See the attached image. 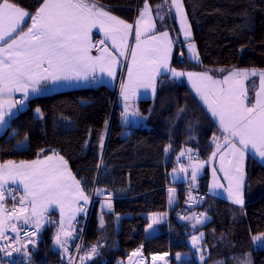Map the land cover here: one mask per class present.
<instances>
[{
    "label": "trees",
    "instance_id": "obj_1",
    "mask_svg": "<svg viewBox=\"0 0 264 264\" xmlns=\"http://www.w3.org/2000/svg\"><path fill=\"white\" fill-rule=\"evenodd\" d=\"M10 2L34 14L43 0ZM96 2L133 24L146 0ZM163 2L147 0L159 30L168 27L176 39L177 67L191 71H264V0H183L199 62L187 59L185 42H181L169 7L165 6V17L158 16V6L163 8ZM117 95V89L101 85L31 99L25 110L11 118L9 128L0 137V164L31 161L57 152L69 162L89 196L95 188L98 193H113V213L100 214L101 201L92 205L81 254L85 263L80 259L79 264L125 263L139 247L147 264L154 254H169V264H264V213L244 211L212 197L187 211L206 212L211 217L202 229L193 230L175 216L183 204L180 196V204L168 223L161 225L160 234L147 236V215L168 210L166 190L171 185L170 174L176 169L179 153L190 148L199 159H207L213 152L212 140L219 128L187 84L164 80L153 102L139 103L147 117L145 127L133 129L125 138L127 128L121 122ZM256 171L258 181L254 182L252 174ZM248 175L245 199L254 203L264 195V168L253 164ZM208 183L206 173L199 188L206 191ZM14 203L10 206L14 207ZM85 220L81 218L79 224ZM55 228L56 224L51 223L42 233L40 250L31 255L34 264H63L65 255L52 247ZM201 232L203 261L189 243L193 235ZM257 236L260 239H253ZM93 246L97 253L89 260L85 256ZM181 254L190 258H176Z\"/></svg>",
    "mask_w": 264,
    "mask_h": 264
},
{
    "label": "snow or ice",
    "instance_id": "obj_2",
    "mask_svg": "<svg viewBox=\"0 0 264 264\" xmlns=\"http://www.w3.org/2000/svg\"><path fill=\"white\" fill-rule=\"evenodd\" d=\"M171 3L180 18L181 29L187 39L191 35L190 25L187 23L182 0H171ZM26 18L31 20V26L24 31L22 25L25 24ZM97 27L105 33L106 38L112 40L113 45L119 49V55L123 56L127 51L128 37L132 35L134 25L113 16L96 0H43L34 14L11 3L10 0H0V125L5 123V115L10 114L14 106L12 102L3 99L6 94L11 96L13 92H23V100H27L28 90L40 92L38 86L42 81L56 84L61 81L87 80L89 76L95 78L93 74L97 68L110 77L115 75L114 66L118 61L107 47L100 50L101 55H91L94 45L91 43L90 33ZM154 28L146 0L139 18L135 21V47L130 52L132 66L127 69L128 83L121 84V94L127 99L130 91L134 94L135 89L141 86L150 87L154 91L155 77L160 74L162 68L171 71L173 76L187 75L189 79L197 77L205 89L211 88V98L207 91H201L200 88H197V91L208 104L212 115L219 118L221 128L226 133L223 139L227 150L220 155L221 171L228 181L226 191L229 198L242 205V164L245 153L251 147L264 160V71L257 73L255 70H233L223 80H213L207 72L186 74L169 69L168 62L172 51L169 33L165 31L159 35H151L145 40L141 39ZM117 40L120 41L119 45L116 44ZM99 43L103 44L104 41ZM189 49L195 52L194 45L189 44ZM249 75H259V87L258 90L254 89L251 106L248 90L243 82ZM35 111L41 114L39 108ZM124 115L127 116L128 112ZM132 115L139 116L140 113L133 112ZM217 139L213 137L214 141ZM221 147L219 143L216 144L217 150ZM215 156L216 152H213L211 158ZM189 159L192 157L189 156ZM215 171L213 169L214 177ZM192 178H196L195 171ZM9 180L22 183L25 192V196L20 199L19 213L14 208L9 215L19 218L29 210L30 205L37 228L40 226L43 212L49 206L59 205L62 215L67 208L72 213L69 218L74 219L75 212L84 209H74L73 206L79 201H88L80 181L72 176L63 157H58L55 161L53 156H46L42 160L21 161L19 164L14 161L0 164V200L4 198V185ZM215 186L223 187L219 183ZM26 199L28 204L25 203ZM2 207L3 205H0V208ZM111 207L109 203L108 208ZM23 218L25 223L30 222L28 216ZM5 223L6 221L0 218V238L3 237ZM100 225L103 227L102 218ZM12 230L16 231L15 225ZM198 240V237H193L194 244H197ZM56 243L64 247L59 235L56 237ZM96 253L97 247L93 246L86 255Z\"/></svg>",
    "mask_w": 264,
    "mask_h": 264
},
{
    "label": "crops",
    "instance_id": "obj_3",
    "mask_svg": "<svg viewBox=\"0 0 264 264\" xmlns=\"http://www.w3.org/2000/svg\"><path fill=\"white\" fill-rule=\"evenodd\" d=\"M12 3V2H11ZM165 6L169 7V10L172 14V16L175 18L176 22H177V17L175 15V10H173L172 5H170L169 0H164L163 2V8L162 10L164 11ZM144 8V7H143ZM143 8L141 9V11L143 10ZM150 8V14L152 17V23L155 25V28L151 31L146 33L144 36L141 37L142 40L147 39L149 36L151 35H159L162 32L167 31L169 33V38L172 40V51H171V55H170V60L168 62V68L169 69H175L177 72H183V73H205L207 72L209 76L212 77L213 80H223L224 77L226 75H228V73L230 71L233 70H249L252 71L254 69H233L227 72H221V71H211V70H204V71H191V70H186L183 68H179L176 66V64L174 63L176 54H177V42L176 39L174 38L171 30L168 27H164L161 28V30H159L158 25H157V21H156V17L153 14L152 8L149 6ZM25 10V9H24ZM27 11V10H26ZM107 11V10H106ZM140 11V12H141ZM28 12V11H27ZM140 12L138 14V18L140 15ZM112 14V13H111ZM113 15V14H112ZM115 16V15H113ZM117 17V16H116ZM119 18V17H117ZM137 18V19H138ZM121 20H124L122 18H119ZM30 19L26 18L25 24L22 25L25 26L27 24V22ZM126 21V20H124ZM127 23H130L128 21H126ZM132 24V23H131ZM178 25V22H177ZM29 27L31 26V21L28 25ZM25 31V30H24ZM180 34V33H179ZM15 35V34H14ZM90 38H91V43L94 45L95 43V39L96 38H100L102 40H104L105 42V47H108L111 50V39L106 38L105 33L99 28H93L91 33H90ZM181 38V36H180ZM181 42H183V38H181ZM188 42H192V39L189 40ZM186 43V42H185ZM111 45V46H110ZM179 46V43H178ZM94 47V46H93ZM93 47L91 49V55L92 56H99L101 55V51L99 53H95L93 51ZM104 47V48H105ZM103 49V48H102ZM186 50V49H185ZM131 51V49H130ZM186 53V57L189 61H191L189 59V55L187 54V51H185ZM116 56V55H115ZM116 58L118 59V57L116 56ZM195 59V61L193 60V62H199V54L196 55L194 54L193 59ZM198 58V59H197ZM119 61V59L117 60ZM120 63V62H119ZM123 65L126 66L123 70H121V63L120 66L119 64H116L114 66V76H108L106 72H100L99 68L96 69V72L93 74L95 78H93V76H89V78L87 80H74L71 82H66V81H61L58 82L56 84L51 83L50 81H42L41 84L38 86L41 91L38 93H34L32 92L31 89L28 90V99L27 100H23V96L24 93L23 92H13L11 94V96H8L7 94L3 97V99L5 101H10L14 104V106L11 108L10 110V114L5 115L4 120L5 123L0 125V137L6 132V130L9 128L10 125V120L12 117H14L15 115H17L18 113H20L21 111L25 110L28 106V102L31 99L40 97V96H45V95H50L53 93H57V92H72V91H78V90H84V89H88L91 87H98L101 85H105L111 89H113L114 87L118 90V106L120 108V113H121V122L122 124L127 128V130H125L124 132V137H128L133 129H137V128H141V127H145V125L147 124V117L144 116L139 108V103L142 101H151L153 102L158 94V88L161 85V83H163L164 80H169V81H178L181 83H185L187 84V86L189 87V89L191 90V92L193 93V95L196 97V99L201 103V105L203 106V108L205 109V111L208 113V115L211 117V119L216 123V125L219 128V131L214 135V137H217V140H212L213 143V152H216V156L214 158L212 157V153L211 155L207 158V159H199L197 157L196 152H194L192 149L190 148H184L183 150H181V152L178 155V158H181L183 160H185L186 165H187V171L185 173H181L179 172L177 169H175L176 171H178V173L184 174L185 175V179L182 182H178V185L181 184H188L192 187H197L199 188L201 185V179L202 177L208 173L209 174V183L207 185V190L210 194V196L214 199L217 200H221L226 202L227 204L235 207V208H240L242 209V207L246 210V209H250L252 211H256V212H260V213H264V195L259 198L258 200H256L254 203H247L246 199H245V192H246V186L248 184V179H249V175H248V168L249 166H252L253 164H259L264 168V160H262L260 158V156L258 155V153L256 152V150L252 149L251 147H249V149L246 151L244 159H243V171H244V179H243V187H242V192H243V201L244 203L242 205L240 204H236L234 203V201L229 198L228 192L226 191L227 187H228V181L227 179L224 178V172L221 171V162H220V155L222 153H224L227 150V145L225 144V141L223 139V137L226 135V133L223 132L220 122H219V118L215 117L212 115L211 111L209 110L208 104H206L204 102V100L201 98L200 93L197 91V88H200L201 91H207L209 94V97L211 98L212 95V90L211 88L205 89L204 84L197 78V77H193L192 79H189V77L187 75H183V76H173L171 71H168L167 69L162 68L160 70V74L158 76L155 77V90L153 91L152 88L150 87H137L135 89V93L133 94L131 91L128 94L127 99H125V97L121 94L122 93V89H121V84L122 83H128V75H127V69L129 67L132 66V63L129 64V62H127L125 64V62H123ZM116 71V72H115ZM119 71V73H118ZM257 73L261 72V70H255ZM118 74V76H117ZM244 85L248 90V97H249V106L250 102L254 100V89L258 90L259 87V75L257 76H251L249 75L247 77V79H244ZM194 83H195V87H194ZM119 85V87H118ZM7 105H5L6 107ZM128 112V115L125 116L124 113ZM133 112H139L140 115L139 116H134L132 115ZM219 143L220 145H222V147L217 150L216 148V144ZM181 153H184V155H181ZM46 156H53L54 161L55 159H57L58 157H63L62 155H60L57 152H53L49 155H45L42 157H39L37 159H44ZM189 156L192 157V159H189ZM34 159V160H37ZM64 161L67 162V167L68 170L71 172L72 176L75 177L74 173L72 172L69 162L63 157ZM227 159V157H226ZM33 161V160H31ZM8 162V161H7ZM7 162L1 163V164H5ZM16 164H19L21 161H14ZM205 162L207 164H205ZM201 165L202 166V171L201 174L199 175V179H198V183L194 186L190 183V179L192 177V168L194 165ZM200 169V168H199ZM213 169H215V177L213 176ZM173 170V171H175ZM172 173V172H171ZM76 180H78L75 177ZM252 179L254 180V182H257L258 180V172H253L252 174ZM79 181V180H78ZM171 182V180H170ZM219 183L220 185H223V187H216L215 185ZM176 184V185H177ZM82 186V185H81ZM174 186V185H172ZM4 187H14L17 188L21 191L22 193V197L25 196V192H24V188H23V184L19 183L18 181H13V180H9ZM83 189V187H82ZM84 193L89 197V195L87 194V192H85V190L83 189ZM19 198L15 203H14V208L16 209V211L18 210V207L20 206V199ZM181 200V199H180ZM80 202L83 201H79L78 204H76L79 208L82 206V204ZM25 203L28 204L27 199L25 200ZM0 205H3L2 208H0V218L4 219L6 221L5 225H4V229H3V236L12 230V226L15 225L16 229L22 228L23 226H30V225H34L32 224L35 221V217H29L30 218V222L29 223H25L24 222V216H19V218L16 216V221L13 220L11 217L14 218V216L9 215L10 213V205L7 204V201L3 198L2 200H0ZM263 205V206H262ZM111 209L108 208L107 211L104 212H100L101 213H108L111 214L114 212V205L113 202L111 203ZM108 207V206H107ZM13 208V209H14ZM50 208H53L50 210ZM192 208V206H188L187 205V211L190 210ZM66 210V209H65ZM244 210V211H245ZM174 211V210H173ZM31 213V207L29 205V211ZM189 212V211H188ZM201 212V211H199ZM173 213L172 210L170 209L169 205H168V210L165 213V223L167 224V215ZM205 213L206 212H202ZM43 214L45 215V218L49 219V221H46V225L44 227V229L42 231H40L41 233L44 232V230L48 227V225H50L51 223H59L60 227H57L54 229L53 231V235H52V247L56 250L59 251L63 256L67 253V247L69 244V236L70 235H66V233H74L76 232L79 227L80 224H77V228L75 231H71L70 229H66L64 228V224L66 223L65 220L63 219V215L61 214V211L59 209V205H52L49 206V208L43 212ZM189 214V213H188ZM187 214V215H188ZM27 216V215H25ZM175 216H177L176 212H175ZM178 217V216H177ZM187 217V216H186ZM102 218V215H100V220ZM181 221L188 223L190 225V228L193 230H196L192 227L190 221L188 219H185V216L178 217ZM12 219V221H11ZM52 220V221H50ZM206 226V225H205ZM203 226V227H205ZM198 228L199 229H202ZM36 228V227H35ZM64 228V232L60 234V229ZM160 228H158L157 233H155L152 237L149 238H153L157 235L160 234ZM203 233V232H201ZM200 234V233H198ZM57 235H59V238L61 240V242L64 244V247H61L59 244L56 243V237ZM204 236V233H203ZM204 239V238H203ZM202 239V240H203ZM1 240V238H0ZM191 238L189 239L190 242ZM260 241V240H259ZM3 258V254H1L0 252V264H1V260ZM82 263H85V260H82ZM120 264V263H119Z\"/></svg>",
    "mask_w": 264,
    "mask_h": 264
},
{
    "label": "built area",
    "instance_id": "obj_4",
    "mask_svg": "<svg viewBox=\"0 0 264 264\" xmlns=\"http://www.w3.org/2000/svg\"><path fill=\"white\" fill-rule=\"evenodd\" d=\"M101 40L102 39L100 38L95 39L93 47V51L95 53H99L100 50H102V48H104L106 45L105 42L103 44L99 43ZM176 169L181 173H185L187 171L185 160L179 158L176 163ZM181 169H183V171ZM172 188L177 191L183 199L182 207H180L176 212L178 217H183L186 215L187 205L196 207L211 197L207 190L205 191L197 187H192L188 184L174 185ZM166 191H168V188ZM21 196L22 193L19 189L14 187H5L4 199L7 201V203H9V205H12V203L21 198ZM190 199L192 200L191 202ZM114 200V195L111 191L103 190L102 192L98 193L95 188L92 192L90 207L97 201L113 202ZM13 208L14 207L10 206V213ZM242 209L245 210L243 207ZM88 211H90V209ZM89 215L90 212L87 214L86 220L82 225H80L79 229L76 232L70 234L67 253L65 254L63 264L80 263L81 254L84 248L86 227ZM168 216L170 218L171 214H168ZM56 227H60V224L56 223ZM30 240L32 243H29ZM42 240V233L33 226H23L22 228L16 229V231L7 232L0 240V252L3 254L1 264H34L31 260V255L39 252ZM17 249H19V251H17ZM138 250H142V247L137 248L134 253H136ZM141 253H143V250ZM158 255L162 254L151 255V259L157 257ZM163 255L166 256L165 260H167L169 264L170 255Z\"/></svg>",
    "mask_w": 264,
    "mask_h": 264
},
{
    "label": "rangeland",
    "instance_id": "obj_5",
    "mask_svg": "<svg viewBox=\"0 0 264 264\" xmlns=\"http://www.w3.org/2000/svg\"><path fill=\"white\" fill-rule=\"evenodd\" d=\"M169 2H170V5H172L171 0H169ZM182 5H183L184 11H185V7H184V4H183V0H182ZM172 8H173V10H175V8H174L173 5H172ZM157 11H158V16H160L161 18H163V17L166 16L167 8H165V10L163 11L162 8H161V6H158ZM174 13H175V15L177 17L178 29H179L180 36H181V38H183V43L186 42L184 44L185 49H186L185 51H187V54L189 55L188 56L189 59L193 62V60L195 61V59H196V58L193 59L194 54L198 55L199 52H198V48H197V45L195 44V42H193V41L192 42H188L189 40H191L193 38V31H192V28H191L189 19H188L187 14H186L187 23H188V25H190V29L189 30H190V33H191L190 37H188L186 39L185 36H184V34H183V31L181 29L180 18L176 14V12H174ZM185 13H186V11H185ZM137 18H136V20H137ZM133 25H134L133 33H132V35H130L128 37V41H127V51L124 53L123 56L119 55V49H118V47H116V46L113 45L112 40L110 42V44L112 45V46L110 45L111 46V50L107 47L108 50H109V52L113 53L114 55H116L118 57L119 61L117 62V64H119V66H120V63H121V65H122L121 68H120L121 70H123L126 67V66L123 65V62H125V64L127 62H129V64L132 63L131 62V57H130V52H131L130 49L132 50L135 47V37H134V33H135V22L133 23ZM25 26H23V29L25 31H27V28L29 26H27V27H25ZM119 43H120V41L117 40L116 44L119 45ZM189 44H192V45L195 46V52H192L189 49ZM118 73H119V71H118ZM117 76H118V74H117ZM118 87H119V85H118ZM113 89H116V88L114 87ZM205 164H207V163L205 162ZM200 170L202 171V166L199 165V164L194 165L193 168H192V171H195L196 172V178L193 179L191 177L190 183L192 185H194V186L198 183L199 175L201 174V171ZM184 179H185V175L184 174H181V173H178V171H176V170L175 171H172V173L170 174V180H171L170 184L171 185L168 187L167 197H168V205H169L170 209L172 210V212L180 204V194L172 188L173 187L172 185H176L178 182L184 181ZM80 186H81V183H80ZM81 188H82V186H81ZM170 190H174V191H170ZM91 197H92V194H91V196L88 197V201L86 203L84 201L83 202H80L82 204L81 207H83L84 210L83 211H76L75 212L74 219H70L69 218L72 215V213H70L68 211V209L65 208L66 210H64V212H63V219L66 222L64 224V228L70 229L71 231H75L76 228H77V224L81 221V218L85 217V219H86L87 214H89V212H92L91 211L92 210V206L90 207ZM191 201L192 200L190 199V202ZM109 203L111 204L112 202H100L99 203V207H98L99 208V212L107 211L108 210V207L107 206H108ZM185 205H186V202H185ZM20 207H21V205L18 207L17 213H19ZM73 207H74V209L75 208H79L77 205H74ZM51 209H53V208H50V210ZM59 209H60V206H59ZM89 209H90V211H88ZM28 211L25 212L23 215H20V216L27 215L28 217H32V214L30 212H28ZM187 214H188V212H187ZM187 214L185 215V219H188L190 221L192 227L194 229H196V230L198 228H201V227L207 225L212 220L211 217L207 213L205 214V213H202V212H199V211H194L193 213H190L188 215ZM147 217L149 218V225H151V227H149V225H148V227L146 229V234H147V236L152 237L155 233H157L158 228H160L161 225L165 223V213L164 214H160V213L148 214ZM167 217H168L167 218V221H168L169 220V216L167 215ZM11 218L16 221V216H14V218L13 217H11ZM12 219H11V221H12ZM46 221L48 222L49 219L45 218V215L43 214L42 217L40 218V226H39V228H37V225H36L35 222H33L32 224H34L33 227H36L39 231H42L44 229L45 225H46L45 224ZM50 221H52V220H50ZM30 226H32V225H30ZM64 228L60 229V234L64 232V230H65ZM194 236L199 238L197 244H194L193 243V237ZM193 237H192V239L190 240L189 243H190L191 247L194 250H197L198 251L199 258H200L201 261H203L204 258H203L201 244H202V239H203L204 236L201 237V233H200V234L193 235ZM138 251L142 252V250H138ZM85 258H88L90 260L92 258V255L91 256L86 255ZM144 258H145V262L147 264L146 257L144 256ZM176 258H178V259H189L190 256L187 255V254H181V255H177ZM82 259H83V255H82ZM82 259H81V262H82ZM120 264H125V263L120 262Z\"/></svg>",
    "mask_w": 264,
    "mask_h": 264
},
{
    "label": "bare ground",
    "instance_id": "obj_6",
    "mask_svg": "<svg viewBox=\"0 0 264 264\" xmlns=\"http://www.w3.org/2000/svg\"><path fill=\"white\" fill-rule=\"evenodd\" d=\"M156 258L159 261L158 263L168 264L167 260H165L166 256H164L163 254L158 255ZM131 264H146L144 255L140 251H137L133 256V261Z\"/></svg>",
    "mask_w": 264,
    "mask_h": 264
},
{
    "label": "water",
    "instance_id": "obj_7",
    "mask_svg": "<svg viewBox=\"0 0 264 264\" xmlns=\"http://www.w3.org/2000/svg\"><path fill=\"white\" fill-rule=\"evenodd\" d=\"M134 253V252H133ZM133 253L129 256V258L126 260L125 264H131L133 261ZM159 261L157 260V258H152V260L150 261V264H160L158 263Z\"/></svg>",
    "mask_w": 264,
    "mask_h": 264
}]
</instances>
